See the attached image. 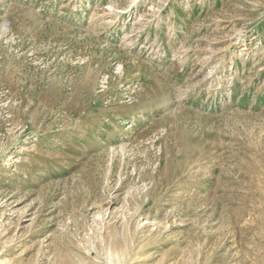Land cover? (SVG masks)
Returning <instances> with one entry per match:
<instances>
[{"label":"rangeland","instance_id":"rangeland-1","mask_svg":"<svg viewBox=\"0 0 264 264\" xmlns=\"http://www.w3.org/2000/svg\"><path fill=\"white\" fill-rule=\"evenodd\" d=\"M0 264H264V0H0Z\"/></svg>","mask_w":264,"mask_h":264}]
</instances>
